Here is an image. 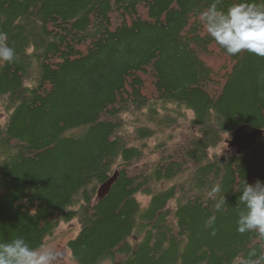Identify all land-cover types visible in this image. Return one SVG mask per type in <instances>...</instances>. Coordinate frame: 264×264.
Instances as JSON below:
<instances>
[{
  "label": "trees",
  "instance_id": "obj_1",
  "mask_svg": "<svg viewBox=\"0 0 264 264\" xmlns=\"http://www.w3.org/2000/svg\"><path fill=\"white\" fill-rule=\"evenodd\" d=\"M213 2L0 0L15 53L0 65V243L40 247L77 221L67 248L78 264L264 253L257 233L236 231L243 181L264 183V133L219 151L239 125L264 131V58L216 44L200 16Z\"/></svg>",
  "mask_w": 264,
  "mask_h": 264
},
{
  "label": "clouds",
  "instance_id": "obj_2",
  "mask_svg": "<svg viewBox=\"0 0 264 264\" xmlns=\"http://www.w3.org/2000/svg\"><path fill=\"white\" fill-rule=\"evenodd\" d=\"M219 2L215 0L200 13L207 34L229 56L248 52L264 58V2L257 4L243 0L226 11L217 7ZM5 40L6 36L0 34V65L15 58L14 49L4 43ZM221 193L219 183L208 192L209 198L215 200L214 207L218 212L226 205ZM238 201L243 207L238 213L236 231L241 234L255 232L264 240V183L243 181ZM214 222L215 216H210L208 225ZM212 234L215 235L214 230ZM57 257L55 249L43 245L33 248L23 237L0 243V264H55ZM240 264H264V253L257 255L253 250L248 257L241 258Z\"/></svg>",
  "mask_w": 264,
  "mask_h": 264
},
{
  "label": "rangeland",
  "instance_id": "obj_3",
  "mask_svg": "<svg viewBox=\"0 0 264 264\" xmlns=\"http://www.w3.org/2000/svg\"><path fill=\"white\" fill-rule=\"evenodd\" d=\"M227 137L221 144L220 150L227 149L231 152H235L234 147H229L227 140L230 139ZM141 198V197H140ZM143 201H146L144 197L141 198ZM80 226L77 221H72L70 223H61L53 235L47 237L44 240L43 246H48L56 250L58 253L57 260L55 264H78L75 262L67 248V242L69 239L73 238L79 231ZM100 264H110L109 260L103 261Z\"/></svg>",
  "mask_w": 264,
  "mask_h": 264
},
{
  "label": "water",
  "instance_id": "obj_4",
  "mask_svg": "<svg viewBox=\"0 0 264 264\" xmlns=\"http://www.w3.org/2000/svg\"><path fill=\"white\" fill-rule=\"evenodd\" d=\"M263 133V131L257 127L249 124L239 125L232 133L230 139L227 140L229 147H235L237 153H241L250 147H253L257 141V138ZM118 171H114L113 175L106 180L97 190V197L101 198L105 196L115 180L117 179Z\"/></svg>",
  "mask_w": 264,
  "mask_h": 264
},
{
  "label": "bare ground",
  "instance_id": "obj_5",
  "mask_svg": "<svg viewBox=\"0 0 264 264\" xmlns=\"http://www.w3.org/2000/svg\"><path fill=\"white\" fill-rule=\"evenodd\" d=\"M259 129H261V128H259ZM261 130H262V129H261ZM262 131H263V130H262ZM263 133H264V131H263ZM263 133H262V134H263ZM262 134H261L259 137H261ZM259 137H258V138H259ZM258 138H257V140H258ZM256 142H257V141H256ZM255 144H256V143H255ZM234 148H235V147H234ZM250 148H251V147H250ZM235 149H236V148H235ZM248 149H249V148H248ZM245 151H246V150H245ZM102 184H103V183H102ZM99 187H100V186H99Z\"/></svg>",
  "mask_w": 264,
  "mask_h": 264
}]
</instances>
